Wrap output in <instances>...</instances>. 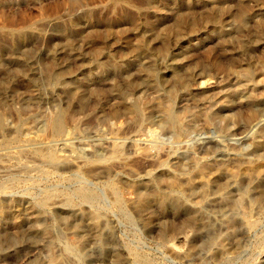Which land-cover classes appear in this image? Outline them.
I'll return each instance as SVG.
<instances>
[{
  "label": "rangeland",
  "instance_id": "rangeland-1",
  "mask_svg": "<svg viewBox=\"0 0 264 264\" xmlns=\"http://www.w3.org/2000/svg\"><path fill=\"white\" fill-rule=\"evenodd\" d=\"M0 85V264H264V0H0Z\"/></svg>",
  "mask_w": 264,
  "mask_h": 264
},
{
  "label": "bare ground",
  "instance_id": "bare-ground-1",
  "mask_svg": "<svg viewBox=\"0 0 264 264\" xmlns=\"http://www.w3.org/2000/svg\"><path fill=\"white\" fill-rule=\"evenodd\" d=\"M178 31V30H177ZM56 69V68H55ZM61 70H63V69H61ZM19 71V70H18ZM51 72H49V70H48V74H47V76L49 77V80L51 79V80H58L59 79V75L57 74L58 73V70L57 71H54V70H50ZM46 73V72H45ZM151 74H152V72H150ZM15 74V73H14ZM175 76H176V81L179 83V84H181L182 86L184 85V81L179 77V75L176 73L175 74ZM60 80V79H59ZM33 82V81H32ZM62 83V82H61ZM55 85V84H54ZM61 84H59L58 86H60ZM1 86V85H0ZM172 90V89H171ZM49 93V92H48ZM171 93V92H170ZM217 93V92H216ZM131 108H132V110L136 113V114H138L137 112H138V105H131ZM140 108V107H139ZM208 109V108H207ZM134 113V114H135ZM168 113V112H167ZM140 115V114H139ZM137 117V116H136ZM63 119V118H62ZM168 119L170 120V121H174V117H173V115H172V113H168ZM260 120H262V119H260ZM264 120V119H263ZM63 121V120H62ZM62 121H61V118H60V114H59V116L57 115V117H54L52 120H51V124H50V126H51V130H52V132H54L55 134L56 133H61L64 129H63V123H62ZM50 122V121H49ZM258 123V122H257ZM27 125V124H26ZM171 129V128H170ZM253 130V129H252ZM168 134V133H167ZM29 139V138H28ZM32 142V141H31ZM119 146V145H118ZM153 149V148H152ZM155 150V149H154ZM57 159V158H56ZM189 160V159H188ZM206 165V164H205ZM199 168V167H198ZM234 169V168H233ZM202 170V169H201ZM229 172V171H228ZM233 172V171H232ZM256 173V172H255ZM129 175V174H128ZM231 176V175H230ZM228 177V176H227ZM234 178V177H233ZM261 180V179H260ZM231 182H232V180H231ZM204 190V189H203ZM183 193V192H182ZM176 198V197H175ZM174 198V199H175ZM253 198V197H252ZM158 199H159V201L158 202H160L159 204H161V205H165L167 202L171 205H174V206H176V207H180L181 205L180 204H178V201H176V200H174L172 197H169V196H165V195H158ZM152 202V201H151ZM232 202V201H231ZM239 202V201H238ZM182 204V203H181ZM238 204V203H237ZM140 205V204H139ZM143 205V204H142ZM146 206V205H145ZM247 207V206H246ZM233 211V210H232ZM199 215V214H198ZM191 220V219H190ZM189 220V221H190ZM195 220H193V222H194ZM198 222V221H197ZM194 226H196V225H194ZM78 245H80V244H78ZM75 248V247H74ZM71 260V259H70Z\"/></svg>",
  "mask_w": 264,
  "mask_h": 264
}]
</instances>
